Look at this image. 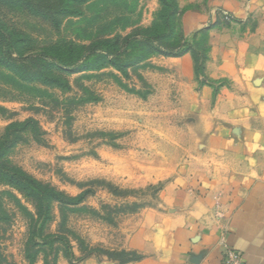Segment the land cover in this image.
Listing matches in <instances>:
<instances>
[{
	"label": "rangeland",
	"instance_id": "obj_1",
	"mask_svg": "<svg viewBox=\"0 0 264 264\" xmlns=\"http://www.w3.org/2000/svg\"><path fill=\"white\" fill-rule=\"evenodd\" d=\"M175 2L171 46L185 39L193 52L205 48L196 32L182 27L184 13L201 9V3ZM166 11L160 0L0 1V24L14 31L22 59L44 53L84 63L71 70L20 60L21 74L0 64V143L15 125L7 162L67 198H81L52 203L44 228V234L69 241L74 259L68 261L63 243L34 253L26 215L34 213L33 206L0 182V264H52L56 258L63 264H125L140 258L132 251L133 235L146 228L149 214L165 212L161 193L195 147L188 135L193 115L185 108L195 93L172 59L177 57L128 49L119 70L108 56L88 55V49L146 30L166 44ZM27 69L35 81L21 78ZM29 120L35 124L22 126Z\"/></svg>",
	"mask_w": 264,
	"mask_h": 264
},
{
	"label": "crops",
	"instance_id": "obj_2",
	"mask_svg": "<svg viewBox=\"0 0 264 264\" xmlns=\"http://www.w3.org/2000/svg\"><path fill=\"white\" fill-rule=\"evenodd\" d=\"M187 1L202 5L184 13L182 27L207 29L214 85L197 88L188 54L172 58L192 81L185 108L195 147L161 193L165 212L133 235L140 258L125 264H221V241L244 264H264V0Z\"/></svg>",
	"mask_w": 264,
	"mask_h": 264
},
{
	"label": "trees",
	"instance_id": "obj_3",
	"mask_svg": "<svg viewBox=\"0 0 264 264\" xmlns=\"http://www.w3.org/2000/svg\"><path fill=\"white\" fill-rule=\"evenodd\" d=\"M0 1L2 3L9 1H12V3L16 2V0ZM160 2L163 7L167 9L162 17L165 28L170 33L168 40H166V44H162L159 40V37L157 36H155L154 39L152 36H150V34H148L149 31L146 30L141 34L129 35L124 38L122 42L105 41L94 44L88 49V55L104 54L105 56L109 57V65L111 67L122 70L123 64L121 57L126 55L128 49L139 48L140 50L138 51L140 54L145 53L144 51L147 50L148 52H146V55L158 54L165 57H181L185 54L191 53L195 78L201 85L207 84L213 86L214 82L209 81L205 75V64L208 60L209 51L207 29L196 32V35L194 36V38L197 36L200 37L199 42L202 44L205 43V48H201L200 50L193 52L189 42L185 39H181L179 44L171 46L170 41L172 40L175 33L173 20L178 15V7L175 0H160ZM18 41L19 39L16 37L12 29H8L4 24H0V64L4 65L7 69H10L13 73H22V68H20L18 65L21 63L20 60H28L27 62H30L31 60L36 63L37 61L49 64L55 63L57 67H66L67 69L71 70L78 69L79 66L84 65V63H80L79 61L76 63H65L61 60H53L50 55L44 53L36 54L35 56H28L25 57V59H22L23 54L20 52ZM103 46H107V48L104 49ZM137 57L138 61L143 59V55ZM31 71V69H27L26 72H23V76H21V78L25 81H35V73ZM30 124L34 125L35 123L33 120H29L22 126H28ZM14 126L15 125L9 126L7 129V140L0 143V182L8 184L17 190L21 195L24 196V198L29 200L33 206L34 213H27L26 215L30 221L28 238L29 246L31 249H36V252L34 253H41L39 251L40 248L46 246L53 247L56 243H63L67 255L66 259L68 261H72L74 259V254L69 241L60 235L44 234V228L51 220L50 211L52 203L56 202L59 204H65V201H68L69 203L73 201L77 202L81 198H78L76 201L71 198H67L62 193L57 192L48 186L41 185L30 176L23 173L21 170L9 165L6 160V156L9 150L16 143L10 134V130L14 128ZM23 128L26 129L25 127ZM38 134L39 131L37 127L35 128L34 126L33 135L36 137ZM131 261L132 260H128L125 263ZM44 264L48 263L44 262ZM52 264H57V258L52 261Z\"/></svg>",
	"mask_w": 264,
	"mask_h": 264
},
{
	"label": "built area",
	"instance_id": "obj_4",
	"mask_svg": "<svg viewBox=\"0 0 264 264\" xmlns=\"http://www.w3.org/2000/svg\"><path fill=\"white\" fill-rule=\"evenodd\" d=\"M223 248L221 264H244L243 256L240 252L227 246L223 241L220 242Z\"/></svg>",
	"mask_w": 264,
	"mask_h": 264
}]
</instances>
